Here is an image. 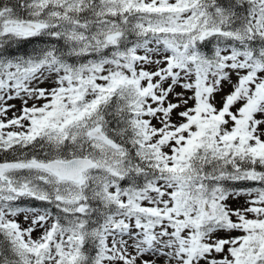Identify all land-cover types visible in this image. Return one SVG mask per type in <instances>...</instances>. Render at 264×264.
Returning <instances> with one entry per match:
<instances>
[{"label":"snow or ice","instance_id":"1","mask_svg":"<svg viewBox=\"0 0 264 264\" xmlns=\"http://www.w3.org/2000/svg\"><path fill=\"white\" fill-rule=\"evenodd\" d=\"M0 264H264V0H0Z\"/></svg>","mask_w":264,"mask_h":264}]
</instances>
